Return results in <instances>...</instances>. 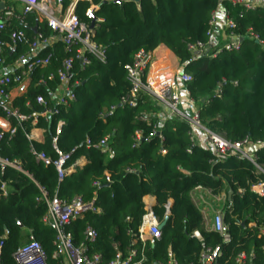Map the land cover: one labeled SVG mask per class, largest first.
I'll return each instance as SVG.
<instances>
[{"label": "trees", "instance_id": "16d2710c", "mask_svg": "<svg viewBox=\"0 0 264 264\" xmlns=\"http://www.w3.org/2000/svg\"><path fill=\"white\" fill-rule=\"evenodd\" d=\"M55 1L63 9L71 2ZM92 6L97 9L87 15ZM220 6L236 24L233 35L242 38L240 50L223 51L214 59L191 61L188 44L212 45L210 21ZM75 13L87 26L95 20L93 41L105 50L106 63L92 58L84 70L80 69L79 61L74 63L71 82L78 81L73 89L76 101L68 110L61 109L48 123L41 120L37 124L44 130L42 142L26 138L31 129L29 122L19 126L14 120L11 126L16 128L15 134L5 133L0 140V156L19 163L23 170L8 167L0 176L6 190V196L0 197L1 264H15L12 255L26 242L29 232L42 246L48 263L57 264L52 259L56 233L52 226L43 223L47 207L38 186L49 197L58 194L69 200L75 196L90 200L97 193V206L102 214L86 215L67 225L65 230L78 246L84 241L85 229L94 228L98 238L91 253L100 254L105 264L115 259L114 245L126 257L132 241L128 233H136L145 214L143 198L147 195L155 197L153 212L161 222L166 218V205L170 202L171 206L161 238L152 245L146 243L145 264L165 263L169 249L179 264L196 263L202 250L201 243L192 237L196 230L201 232L206 246L220 247L221 255L214 264H235L236 256L242 252L248 257L247 264H264V237L246 236L242 225L236 224L245 221L247 215L262 218L264 198L256 201L249 193L243 199L233 196L234 215H227L225 220L233 237L228 245L222 244L217 234L203 230L200 214L191 202V192L198 186L234 193L237 188L247 190L259 179L254 176L251 165L235 159L213 165L210 148L197 145L187 153L192 128L175 116L159 122L152 115L160 113V108L144 94L135 108L119 106L130 91L126 66L132 63L133 56L139 50L155 51L164 46L175 56L181 71L190 75L191 80L180 86L199 110V120L207 130L231 142L245 138L264 142V8L246 11L229 0H138L137 3L81 0ZM27 19L30 27L24 31L30 39L35 33L32 27L36 25V18L30 14ZM38 29L45 36L51 33L42 24ZM26 51V46L19 45L14 52L7 53V62H14ZM47 53H52L49 66L36 68L26 93L13 101V107L24 115L40 111L36 99H49L59 85L56 79L46 86L40 81L55 74L66 58L63 45L57 42L43 50L41 56ZM217 90L220 95L211 98ZM111 108H114L112 112ZM141 116L147 122L140 121ZM59 121L64 125L56 135ZM154 127L162 139L151 136ZM136 131L142 135L133 147ZM107 136L108 145L115 152L113 160L93 148ZM54 137L60 152L77 149L69 164L79 157L87 160L61 183L53 166L36 163L31 154L33 148L57 159L52 145ZM86 140L91 142L89 149L85 147ZM259 156L264 164V151ZM93 183H99L100 187L94 188ZM235 215L236 219L232 217Z\"/></svg>", "mask_w": 264, "mask_h": 264}, {"label": "built area", "instance_id": "2783aa9c", "mask_svg": "<svg viewBox=\"0 0 264 264\" xmlns=\"http://www.w3.org/2000/svg\"><path fill=\"white\" fill-rule=\"evenodd\" d=\"M78 1L71 0L66 9H63L60 3L55 0H0L4 4V9L0 11V140L5 133L13 136L16 128L11 126V120H14L17 125L21 126L25 122H29L31 129L26 134V138L30 141H38L39 136H35L33 130H38L44 134V130L37 127V124L42 120L48 123L50 118L64 111L76 101V96L73 92L78 81L71 82L74 70V63L79 61L80 69L84 70L90 65L91 59L94 58L99 62L106 63L105 50L102 46L97 45L93 41L95 35L93 29L80 22L75 9ZM233 5H239L246 11H253L258 7L264 8V0L256 2H248L247 0H229ZM9 2V5L8 3ZM18 5V6H17ZM97 7L90 9L87 15ZM35 15L36 25L35 33L29 39L26 36L24 29L30 27L28 16ZM103 20H97L102 23ZM45 25L50 29L51 33L45 36L38 29V25ZM211 29L209 35L212 36V31L216 26V16H212L210 21ZM236 24L229 19L227 14L223 24L227 42L219 48L204 45L202 43L188 44L187 51L191 55V61H198L202 58L214 59L223 51L228 53L238 52L240 50V37L234 36L233 31ZM259 42L256 37L253 38ZM60 42L63 45L66 58L62 60L60 67L55 74H50L40 83L43 86L47 82L53 80L58 81V86L55 92L51 93L49 99L38 97L36 103L40 106V111H33L29 115H24L18 109L13 107V102L10 99L9 92L11 86L21 85L25 81H30L31 74L36 68H45L49 66L52 53H47L41 56L43 50L51 48L55 43ZM262 44L261 42H259ZM19 45L27 47L24 54L19 55L14 60L12 70H7L6 58L7 53L14 52ZM154 51L139 50L134 56L132 63L126 66L127 80L130 84L128 96L122 100L119 106H128L135 108L138 104L139 97L144 94L150 97L156 104H161L169 110L170 114L163 117L155 116L159 122L164 123L169 116L178 117L189 124L192 129L201 130L208 141L209 148L213 153L211 163L216 165L228 159H235L239 162H248L254 172V176L258 177V181L244 188H237L233 192L231 200L228 198L229 190L219 189L217 191L198 186L191 192V202L199 212L202 227L205 232L217 234L222 241V244L228 245L232 243L233 237L230 231V224L225 222L226 216L234 215L235 208L232 204L233 196H238L243 199L247 193L251 194L256 201L264 198V164L260 160L259 153L264 151V142L252 141L245 138L240 142L228 141L223 135L213 133L207 130L199 120V110L194 109L189 115L180 110L181 94L180 84L188 83L191 80L189 74L182 71L153 79L149 77V71L154 63ZM220 90H217L211 98H217L220 95ZM189 99V98H188ZM192 104L193 102L189 100ZM209 103V101L207 102ZM114 108H111V112ZM142 122H147L144 116L139 118ZM64 122L59 121L57 125L56 135L59 134ZM141 132L136 131L134 134L133 147L141 140ZM151 136H157L162 139L161 133L157 127H154ZM57 138H53V149L58 155L57 159H52L45 153L36 152L33 148L31 154L35 162L44 166H53L57 172L58 182L61 183L66 177L81 169L84 164L82 158L79 157L73 163L69 164L73 155L76 153V148L68 153H62L56 146ZM109 136L99 141L93 148L99 150L100 154L109 160H113L115 152L109 147ZM196 146L195 139L192 133L191 147L187 153H191L192 148ZM85 147L91 148L90 140H86ZM164 154V152L162 153ZM13 168L23 172L19 163L9 161L0 156V176L4 174L6 168ZM94 188L100 187L99 183H93ZM41 199L44 201L47 212L43 218V223L46 226H52L55 229L54 252L52 259L57 264H105L100 254L91 253L93 245L98 238L94 228L88 226L83 234L84 241L75 246L70 233L66 232L65 227L78 220H81L86 215H101L102 209L97 206V193L94 192L90 200H84L80 196H75L72 199H62L58 194L49 197L46 190L39 187ZM6 196L5 184L0 179V197ZM170 202L166 205L165 216H170ZM145 205V214L141 218V222L136 233L129 232L128 235L132 238L131 246L127 250L126 257L117 251V245H114L116 250L115 259L108 264H145L147 257L145 255V241L150 239L155 242L161 238V230L159 229L160 220L153 212V205ZM234 219L237 216H232ZM245 221H238L237 225H242L246 236L264 237V216L251 217L247 215ZM129 219H127L128 221ZM192 237L201 243V253L199 259L194 264H214L221 255L219 246L209 247L204 244V240L200 231L193 232ZM2 243L0 244L1 255ZM264 252V246L262 247ZM15 264H49L47 255L39 242H37L31 232L27 236L26 242L18 247L12 255ZM253 256H251V260ZM248 257L244 252L238 254L235 258V264H247ZM1 264V261H0ZM152 264H179L171 251L168 250V259L165 263L154 262Z\"/></svg>", "mask_w": 264, "mask_h": 264}, {"label": "crops", "instance_id": "0c3cea01", "mask_svg": "<svg viewBox=\"0 0 264 264\" xmlns=\"http://www.w3.org/2000/svg\"><path fill=\"white\" fill-rule=\"evenodd\" d=\"M136 3L138 2V0H134ZM248 2H256L257 0H247ZM18 6V5H17ZM96 6H92L91 9L95 8ZM216 16V26L213 29V33L211 36V47H215V48H219L221 47L223 44H225L228 40L226 38L225 32L223 30V24L226 18V12L225 10L220 6L219 9L217 10V12L215 13ZM154 55H155V59H154V63L152 65V67L150 68L149 71V77L153 78V79H159L161 77L164 76H168V75H173L174 73L180 72L181 69L179 67V63L177 61V59L175 58V56L172 54V52L170 50H168L166 47L164 46H159L155 51H154ZM6 66H7V70H12L13 67L15 66L13 62H7V58H6ZM30 84V81H25L23 84L21 85H15L13 87H11L10 92H9V96L10 99L12 100V102L23 96L26 91L27 88ZM180 94H181V108L185 113L190 114L194 109H197L195 107L194 104H192L189 99H188V95L187 93L181 88L180 86ZM160 113H157L156 115L158 117H163L167 114H165V112L160 109ZM196 130V131H195ZM193 131H195V144L199 147L208 149L209 148V144L207 141V138L205 136V134L198 129H192V133ZM199 131V132H197ZM33 132L35 133V136H39V140L37 142H42L43 141V134H41V132H38V130H33ZM87 160L86 158H82V163L86 164ZM143 203L146 205H156V199L154 196L152 195H147L143 198ZM149 242L151 245L153 244V241H151L150 239H146L145 241V247H146V243ZM170 251V249H169Z\"/></svg>", "mask_w": 264, "mask_h": 264}, {"label": "water", "instance_id": "95a60500", "mask_svg": "<svg viewBox=\"0 0 264 264\" xmlns=\"http://www.w3.org/2000/svg\"><path fill=\"white\" fill-rule=\"evenodd\" d=\"M3 9H4V4H3L2 2H0V11H2ZM94 11H95V10H94ZM94 25H95V20H93V21L91 22L89 28H90V29H93V28H94ZM239 41L241 42L242 39H239ZM157 106H158L160 109H162V110L165 112V114H167V115L170 114L169 110H167L166 108H164L161 104H157ZM232 195H233L232 190H229V192H228V198H229V200H231ZM170 206H171V204H169V208H170ZM166 221H167V217L165 218L164 221L160 222V224H159V229H160V230H162V229L164 228V226H165V224H166Z\"/></svg>", "mask_w": 264, "mask_h": 264}, {"label": "rangeland", "instance_id": "374dc122", "mask_svg": "<svg viewBox=\"0 0 264 264\" xmlns=\"http://www.w3.org/2000/svg\"><path fill=\"white\" fill-rule=\"evenodd\" d=\"M8 3V5H9V2H7ZM180 110H182V108H181V106H180ZM183 111V110H182ZM184 112V111H183ZM186 114H188V113H186ZM189 115V114H188ZM203 127H204V125H203ZM196 131V130H195ZM195 131H193V134H194V136H195ZM197 132H199V131H197Z\"/></svg>", "mask_w": 264, "mask_h": 264}]
</instances>
